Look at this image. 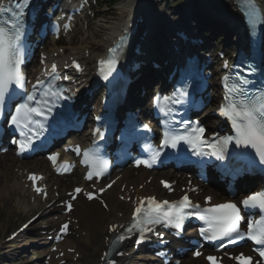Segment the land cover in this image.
Instances as JSON below:
<instances>
[{
  "label": "snow or ice",
  "instance_id": "obj_1",
  "mask_svg": "<svg viewBox=\"0 0 264 264\" xmlns=\"http://www.w3.org/2000/svg\"><path fill=\"white\" fill-rule=\"evenodd\" d=\"M28 2L29 0H17L15 11L0 6V13L11 12V15L7 19L0 20V106L4 105L6 94H8L12 86H18L20 89L24 88V76L21 72V64L23 63V51L20 45L23 36L21 18L24 16V8L28 6ZM246 6L253 8L252 18L250 19V24L253 28L258 23H264V17L260 16L254 0H247ZM110 51H114V49H110ZM116 63L115 59L102 60L100 62L101 75L105 80L108 79V76L115 69ZM75 66L79 70V65ZM225 67H227V62H225ZM54 71L55 65H53ZM227 79L228 77H225L226 81ZM38 83L41 82L38 81ZM247 84V80H239V82L233 83L231 86L225 83L227 90L225 95L226 103L220 107L219 114L231 122L235 130V136L218 137L214 143H209L204 139L205 129L197 125L187 130L186 134L183 135L171 134L169 131H165L161 145L163 147L170 146L176 148L178 143L184 141L192 146L196 155L204 156L211 154L217 159L223 160L228 146L234 142L237 147L242 146L254 149L259 162L264 164V91L250 95L243 87V85ZM44 95L61 96L62 90L53 91L49 87ZM187 95L188 93L184 90L178 92V97L182 98ZM155 102L159 110L168 115L170 111L168 105L170 103L179 104L183 101L176 97L157 96ZM33 103L35 106H33ZM47 103V100H37L35 95L29 94L26 96L24 103L16 106L15 114L12 115L10 122L17 129H20V135L25 137L19 141L21 153L31 147L34 137L38 138L42 133L44 125L41 120L34 119V117L47 119L45 115ZM47 111L50 112L51 109L48 108ZM205 144L211 149V153L204 150L203 145ZM57 156L58 154H53L49 157L54 165L56 164ZM159 156V149L154 150L151 157L152 161L154 162ZM82 163L91 166V170L87 176L88 179H91L93 175L101 176L107 167L106 162L94 156L90 150H85ZM136 163L137 165L144 163L149 167L151 166L147 161L137 160ZM70 167L71 165L65 162L63 170H70ZM29 179L33 181L35 187V182L42 179V177L32 174L29 176ZM162 183H164L166 188L171 190L170 185L166 182ZM35 190L38 193L42 191L39 187H35ZM81 191L80 188L75 189L76 193ZM86 195L90 200L93 198L91 193H87ZM241 203L245 208L259 209L261 213H264V191L247 196ZM71 207L72 205L69 203V210ZM189 207L199 208V205H192L187 195L176 202H158L154 197L142 199L133 212V222L127 228V232L132 233L133 230H136L140 235V240H143L145 233L153 231L155 225L158 224H167L180 229L186 218L185 210ZM197 215L200 220L205 221L208 225L207 228L200 230L201 235H204L205 239L219 240L224 237H230L233 233L241 238L246 236L255 245L260 246L257 251L259 256L264 258V215L259 220H248L247 230L243 233L241 232V221L244 217L241 215V209L235 203L217 204L205 209L204 214L197 213ZM67 227V224L63 225L62 230H66ZM112 230L114 231L115 229L113 228ZM117 239L122 242L126 237L120 235ZM230 242L236 243L235 240H231ZM196 255L198 256L200 253L197 252ZM207 259L210 261V264H218V260L214 256H209ZM234 259L238 264H253L252 257L245 256L243 253L234 257ZM109 264H113V262L110 261ZM256 264H261V261H256Z\"/></svg>",
  "mask_w": 264,
  "mask_h": 264
},
{
  "label": "bare ground",
  "instance_id": "obj_2",
  "mask_svg": "<svg viewBox=\"0 0 264 264\" xmlns=\"http://www.w3.org/2000/svg\"><path fill=\"white\" fill-rule=\"evenodd\" d=\"M227 2H231V0H225ZM209 8L211 6L208 5ZM140 7L138 5H129L128 9H122L120 11L121 19H123L126 16V19L124 21V24H120L118 27H112L111 33L108 38L103 42V31L101 30H91L89 32V36L86 37L85 33L83 32L81 37H79L81 45L80 46H69L67 47L69 50L68 55H74L77 57L82 58L83 62L86 63V65H90V57L86 58L83 55V51L91 48L100 49L103 50L111 40V38L118 32L121 31L124 28L129 27V22L133 21L136 22V19L140 16ZM208 10V9H207ZM207 13V12H206ZM209 13H212V9H209ZM217 15V13H215ZM141 23H138V27H140ZM105 27V26H103ZM144 28V27H143ZM95 37L101 41H91V38ZM75 43V42H74ZM54 51V50H53ZM60 57H68L64 56L63 54L59 53ZM8 154V153H7ZM0 159V172L2 173V177L0 178V181L3 179V184L0 185V195H2L4 192H7L11 197L14 195H18L19 191H24V193L28 192V189L24 187L23 183L20 182L18 184V187L15 183H12V178L15 176L13 168H11L13 162L17 161L19 163V167H31V168H37L35 164H33V161H18L14 158H11L12 156H4L2 155ZM48 170L47 165L45 164L44 171L46 172ZM77 176L76 173H74L72 176L69 177H63V178H56L55 183L58 185V188L61 192H64L65 187L68 182L70 184L72 183L73 178ZM140 176L137 175L135 177L131 170L126 169L123 172L122 177L116 182L114 188L111 190H108L104 197L106 199L107 207L108 209H104L98 202H85L82 198H77L76 200V207L74 210V215L77 218L78 222L74 224V232L72 236L68 239L65 247H76V251L80 252V257L71 264H97L99 261V257L101 256V251L105 247V236H109L107 233L108 224H112L116 221H121L122 218L118 216V210L122 208L121 204L118 203L115 200V196L117 193H121L123 195L126 194V190L128 189V184L133 183L135 185V188H137L136 179ZM49 180V177L46 179ZM143 178H140V181H142ZM126 182V186L124 190L122 191L120 189V184ZM1 183V182H0ZM148 185H146L147 187ZM21 189V190H20ZM148 189H152L149 187ZM212 188L209 187L207 190L213 193L211 190ZM21 191V192H22ZM130 191V190H129ZM137 192H139L137 190ZM23 193V192H22ZM142 193V192H141ZM217 198V197H216ZM20 198L17 200V202H20ZM38 206L42 207V205L38 202ZM55 205H51L49 207H44L43 213L46 211L55 210ZM122 216L125 215L124 208L121 209ZM75 226L79 227V230H85L86 234L85 237H76L75 234L79 232V230L75 229ZM3 230L2 232H4ZM1 240V239H0ZM128 253L125 254L123 258H121L122 262L124 263L131 257V252L127 249ZM66 256H69L68 253L65 254ZM144 256L140 257V262L142 264H155V263H147L144 260ZM184 264H192L188 260L183 261ZM70 264V263H69ZM196 264H205L203 260L197 259Z\"/></svg>",
  "mask_w": 264,
  "mask_h": 264
},
{
  "label": "rangeland",
  "instance_id": "obj_3",
  "mask_svg": "<svg viewBox=\"0 0 264 264\" xmlns=\"http://www.w3.org/2000/svg\"><path fill=\"white\" fill-rule=\"evenodd\" d=\"M152 1H155V0H152ZM109 2H110L109 0L104 1L103 2L104 6L100 8V11L103 12L106 9V12L108 10H112V13L110 14L105 13V16L103 14L100 15L98 19L94 20L95 25L93 26L94 30L99 29L104 32L103 39L106 38V36L109 34L110 27H115L121 23L119 20V15H118V13L120 12L119 8L128 5L132 1L119 0V2H117L113 6H111ZM157 3H159L158 5L159 8L163 7L162 4L159 2V0H157ZM100 25H104L106 26V28H102ZM92 39H95V38H92ZM16 218H17V213L14 211L13 203L5 196H0V239L3 238L5 235H7V233L10 230L14 229L19 224L20 220L16 221ZM3 230L5 231L2 232ZM29 239L30 238H26V236L23 235L19 243L29 241ZM17 246H20V244H18ZM19 253H20V250H17V249L12 252L11 251L6 252V255L8 257L6 259L5 257H1L0 264H23L22 262H19V261H23L18 258ZM12 254H14L13 259L10 258ZM24 254L26 255V259L32 258L31 261L35 260L34 255H32L31 250ZM4 260H7V261H4Z\"/></svg>",
  "mask_w": 264,
  "mask_h": 264
}]
</instances>
